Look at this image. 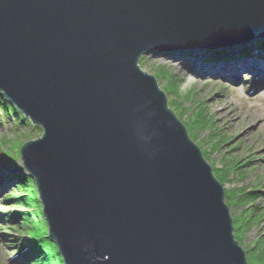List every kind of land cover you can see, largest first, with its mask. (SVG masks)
I'll list each match as a JSON object with an SVG mask.
<instances>
[{
    "label": "water",
    "instance_id": "water-1",
    "mask_svg": "<svg viewBox=\"0 0 264 264\" xmlns=\"http://www.w3.org/2000/svg\"><path fill=\"white\" fill-rule=\"evenodd\" d=\"M264 40V0H0V90L65 264H249L224 185L143 55Z\"/></svg>",
    "mask_w": 264,
    "mask_h": 264
},
{
    "label": "rangeland",
    "instance_id": "rangeland-1",
    "mask_svg": "<svg viewBox=\"0 0 264 264\" xmlns=\"http://www.w3.org/2000/svg\"><path fill=\"white\" fill-rule=\"evenodd\" d=\"M256 43L240 45L238 50L220 49L216 56L222 52L235 62L249 58L264 61V50L258 49ZM244 50H251V54L243 53ZM212 53L213 50L209 49L159 51L143 55L139 63L145 71L156 76L167 94L169 106L212 165L225 193L228 189L237 195L239 187L258 189L256 194H251L254 197L250 202L254 206L250 209L243 205L244 200L233 202L226 196L233 220L240 219L243 212L245 219L250 213L254 214L240 235L236 229L234 231L246 251L249 264H253L250 256L256 241L260 239L264 245V81L258 85L257 75L248 70H242L238 79L210 72L213 69L200 74L195 66L197 63L208 67L228 63L229 59L224 55L217 58ZM198 74L202 77H197ZM27 118L30 121L19 123L17 118L5 115L0 107V264H31L34 260V257L27 256L25 242L28 232L20 226L23 217L12 223L5 220L9 211L16 210L8 197L15 194L19 175L30 173L22 157V147L44 131L42 126ZM7 138L11 139L13 152L20 156L8 157L7 152L12 149ZM237 164L240 168L235 169ZM228 165L233 168L227 172L223 168ZM42 217L48 224L44 214Z\"/></svg>",
    "mask_w": 264,
    "mask_h": 264
},
{
    "label": "trees",
    "instance_id": "trees-1",
    "mask_svg": "<svg viewBox=\"0 0 264 264\" xmlns=\"http://www.w3.org/2000/svg\"><path fill=\"white\" fill-rule=\"evenodd\" d=\"M258 43L259 44L257 45V47L261 50H264V40L258 41ZM245 53L251 54V50H247L245 51ZM213 55L217 58H220V56H216L215 51ZM0 107H2L5 115L17 118V121L19 123H26L29 120L20 111V109H18V107L5 96L4 92H0ZM6 140L8 146H10V149H12L11 151L9 150L7 152L8 157H12L13 155L16 157L18 155L20 156V154L13 152L14 146L10 145L11 139L7 138ZM232 168L233 166L228 165L223 169L228 172L229 170H232ZM238 168H240V166L237 164L235 169ZM16 184L15 194L11 197H8V201L10 200L11 202H13V206L14 208H16V210L9 211L8 214L5 215V220L9 223H12L13 220L23 217V223H21L20 226L21 228L24 227L28 232V239L26 240L25 245H29L31 249L28 252L27 256L34 257V260L31 264H65L63 256L59 252L57 243L50 237L49 225L42 217V202L40 200V192L38 190L36 180L31 176L30 173H28L27 175H19V179L16 181ZM237 189L239 190V194L237 195H233L230 190L228 191V189H226L227 198L233 199V202L244 200L243 205L247 209L249 207H253L254 205L252 204V202H250V198L254 196L251 194H256L258 189L247 188L243 190L241 187ZM249 194L251 196H248ZM240 196H243L244 198L240 199ZM243 215L244 212L242 213V216H240V219H238L239 217H236L234 220L236 221L235 229L237 230L239 235L241 233V230L247 229L246 226L254 217L253 212L250 213V217H248L247 219H245ZM253 250L254 252L250 256L251 262L253 264H264V245L262 244V241L260 243V239L256 241Z\"/></svg>",
    "mask_w": 264,
    "mask_h": 264
},
{
    "label": "bare ground",
    "instance_id": "bare-ground-1",
    "mask_svg": "<svg viewBox=\"0 0 264 264\" xmlns=\"http://www.w3.org/2000/svg\"><path fill=\"white\" fill-rule=\"evenodd\" d=\"M238 49L239 48H237V49L235 48V50H238ZM213 51H215V50H213ZM217 51H220V50H217ZM168 52H170V51H168ZM219 54H220V56L224 55V57L226 59H229V61L226 60V61H228V63L227 62L219 63V64H216L213 66L210 65L209 67L197 63L195 66H196L197 70L199 71V73L204 74L207 71H210L211 69H213L210 72H216V73H219L220 75H222L224 77H232L234 79H238L240 72L242 70H248V71H251L257 75L258 85L264 81V61L259 60L257 58H249L248 60L235 62V61L230 60L232 57H228L226 54H223L222 52ZM204 55H207V54H204ZM197 77H202V76L198 74ZM0 171H1V169H0ZM21 258H23V256Z\"/></svg>",
    "mask_w": 264,
    "mask_h": 264
}]
</instances>
